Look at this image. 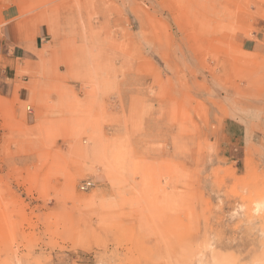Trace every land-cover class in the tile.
Segmentation results:
<instances>
[{"label": "rangeland", "instance_id": "374dc122", "mask_svg": "<svg viewBox=\"0 0 264 264\" xmlns=\"http://www.w3.org/2000/svg\"><path fill=\"white\" fill-rule=\"evenodd\" d=\"M8 43L0 264H264V0H0Z\"/></svg>", "mask_w": 264, "mask_h": 264}, {"label": "crops", "instance_id": "0c3cea01", "mask_svg": "<svg viewBox=\"0 0 264 264\" xmlns=\"http://www.w3.org/2000/svg\"><path fill=\"white\" fill-rule=\"evenodd\" d=\"M254 44L252 41L247 40L243 42V50L247 52L253 51ZM27 56L25 49L20 45L14 44L13 46H9L8 44H4L0 50V57L7 61H18L22 60Z\"/></svg>", "mask_w": 264, "mask_h": 264}]
</instances>
